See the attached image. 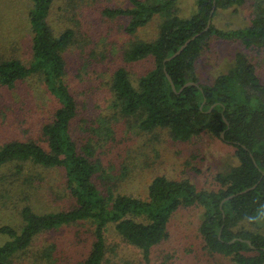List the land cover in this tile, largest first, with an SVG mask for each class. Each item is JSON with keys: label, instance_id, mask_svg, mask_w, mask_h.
<instances>
[{"label": "trees", "instance_id": "16d2710c", "mask_svg": "<svg viewBox=\"0 0 264 264\" xmlns=\"http://www.w3.org/2000/svg\"><path fill=\"white\" fill-rule=\"evenodd\" d=\"M30 1L31 59L25 62L0 54V89L38 77L57 107L42 128L40 141L15 140L0 147V168L24 161L44 170L61 169L74 206L41 213L24 205L21 223L0 225V264H13L27 256L34 264H53L55 246L32 247L44 233L74 223L93 226L91 250L78 264H103L110 225L150 261L153 248L169 236L174 213L191 206L202 208L200 233L210 252L228 256L237 264H264V81L245 51H239L234 65L213 83L202 82L198 68L213 38L240 41L249 49L264 48V0L257 2L249 24L233 29L217 26L214 19L219 9L239 7L245 0H197L198 10L191 17L179 14L180 0H129V7L105 10L110 16H128L131 34L155 14H164L157 39L132 41L126 51L128 62L151 59L153 67L137 84L127 67L114 72L112 88L122 114L132 116L145 131L167 128L176 140L211 134L232 145L239 161L216 175L217 189L160 175L152 181L145 199L102 189L97 179L106 169L97 155V143L91 140L80 148L71 131L79 103L66 80L65 53L75 41L76 29L68 27L57 34L50 22L55 0ZM85 2L74 0L71 9ZM194 35L198 36L178 56L165 62ZM189 82L194 83L185 86ZM108 131L114 135L113 128Z\"/></svg>", "mask_w": 264, "mask_h": 264}, {"label": "rangeland", "instance_id": "374dc122", "mask_svg": "<svg viewBox=\"0 0 264 264\" xmlns=\"http://www.w3.org/2000/svg\"><path fill=\"white\" fill-rule=\"evenodd\" d=\"M258 1L245 0L239 7L219 9L215 24L224 29L249 24ZM197 2L180 0L179 14L191 17L198 10ZM73 3L74 0H55L50 22L57 34L68 27L76 29L75 41L65 53L66 80L79 103L71 131L80 148L91 140L97 143V155L106 169L104 176L97 179L102 189L112 188L145 199L152 181L160 175L189 179L199 188H219L216 175L239 162L232 145L208 133L182 141L172 138L167 128L145 131L116 106L112 88L115 70L127 67L137 84L136 80L153 67L151 59L128 62L126 51L132 41L157 39L164 14H155L131 34L127 30L128 16H110L105 12L110 7H129V0H87L71 9ZM31 6L30 0H0V54L25 62L31 59L32 31L28 21ZM239 51L248 53L264 81V48L249 49L240 41L213 38L198 61L202 82L213 83L220 73L228 71ZM56 107V99L38 77L2 87L0 147L15 140L40 141L42 128L52 120ZM110 127L114 129L113 136L108 133ZM64 174L61 169L44 170L31 162L3 165L0 225L21 223L24 205H31L41 213L72 208L74 200L67 195ZM201 220L199 206L177 210L169 223V236L153 248L150 261L110 225L103 264H237L228 256L209 251L200 233ZM92 227L89 223L62 226L44 233L32 248L55 246L53 264H78L91 250ZM27 257L16 259L13 264H34Z\"/></svg>", "mask_w": 264, "mask_h": 264}, {"label": "water", "instance_id": "95a60500", "mask_svg": "<svg viewBox=\"0 0 264 264\" xmlns=\"http://www.w3.org/2000/svg\"><path fill=\"white\" fill-rule=\"evenodd\" d=\"M214 10L215 9H213V11L212 12H214ZM211 23H212V16H211V19L209 20V24H208V27L211 25ZM198 35H194L193 37H191V38H189L172 56H170V57H168L166 60H165V62L166 61H168V60H171L172 58H174V57H176V56H178L187 46H188V44L194 39V38H196ZM168 76H169V79L171 80V82L173 83V87H174V89H176L177 87H176V85H175V83H174V81H173V78L171 77V75L170 74H168ZM194 82H189V83H187L185 86H187V85H189V84H193ZM184 86V87H185ZM183 87V88H184ZM182 88V89H183ZM222 137H225V132H223L222 133ZM256 186V185H255ZM255 186H253V187H251V188H248V189H246V190H244L243 192H245V191H248V190H250V189H252V188H254ZM236 194H233V195H229V196H227V197H225V199L223 200V202L225 201V200H228V199H230V198H232V197H234Z\"/></svg>", "mask_w": 264, "mask_h": 264}]
</instances>
